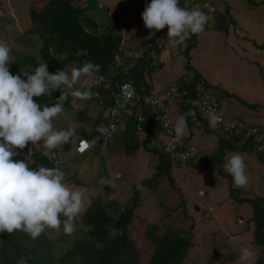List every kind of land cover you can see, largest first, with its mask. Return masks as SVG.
Instances as JSON below:
<instances>
[{
    "label": "rangeland",
    "instance_id": "obj_1",
    "mask_svg": "<svg viewBox=\"0 0 264 264\" xmlns=\"http://www.w3.org/2000/svg\"><path fill=\"white\" fill-rule=\"evenodd\" d=\"M1 1L0 40L6 41L11 48L9 71H13L15 75H21L22 79L26 80L21 70H29L30 74H34L31 73V69L37 66L28 63L12 69L15 67L14 61L33 57L38 63H42L39 55L41 39L36 34L25 33V29L31 26V21L28 16H25L31 0ZM93 1V4L88 8L85 4L87 0H73V4L81 7L84 15H87L99 26L111 25V16L107 14L108 11L120 14L130 26L132 19H142L141 13L147 4L144 0ZM227 1L231 3V0ZM100 4L104 7L103 9H99ZM233 7L234 10L230 11L231 17L235 18L238 24L234 26V29L229 27L227 36L220 40L215 39L217 45L214 47L198 42L205 36L207 29L196 34V50H193V46L186 49V41L181 45L173 46L167 33L161 34L167 44L163 45L162 42L158 44L163 45L162 52L168 56L169 61L160 69L161 63L165 62L161 58L162 52L160 56H155L154 61L157 66L151 71V76L153 85L155 88L158 87L156 91L161 92L176 78L187 73L186 62H189L193 67H199L202 72L210 71L213 68L220 77H234L236 73L244 77V70H246L251 77L248 86H242L238 80L233 81L248 93L256 92L255 89H261L260 84L264 82V0H233ZM16 10L22 14L16 15ZM165 29L155 32L156 36L151 35L149 30L150 40H155ZM157 40L159 41V39ZM130 41H132L131 38ZM139 47L142 45L139 44ZM222 81L226 85L224 79ZM210 86L212 93L213 89L216 92L224 90L220 84H211ZM76 88H79L78 83L74 85L73 89L66 91V95L71 97L70 104L60 102L63 111L53 121L57 130L69 127L75 130L82 123L79 116L83 113L79 111L83 107H81L83 101H73L72 92L77 90ZM235 92L237 93V91ZM243 96H247L249 99L255 98L245 92L237 93L229 98L223 95L229 104L228 112L235 113V109L241 108L240 105L245 103ZM235 101L238 102L237 105H235L237 103ZM86 103L85 113L88 114L86 109L90 108L93 115H96L100 107L97 101L90 100ZM167 110L173 120L177 119V115L178 117L181 115V110L173 104H168ZM253 113L252 111L250 115L253 122L256 121V118H260L261 120H257V122L264 123V114ZM243 116L248 118L249 115L243 114ZM248 120L250 119L248 118ZM158 138L159 140L154 139L153 144L160 147L166 138L163 134H158ZM75 139L74 137L72 140ZM188 140L198 145L205 154L212 155L217 151L218 142L213 132L195 131ZM141 141L139 140V146L130 154H126L123 146L116 140H112L102 149L93 151L92 148L83 155H77L74 150L65 154L67 160L60 166V170L65 174V184L73 190L83 192L81 213L91 202L101 204L103 197L118 201L119 209H123L124 204L131 201L135 185L153 176L157 153L143 147ZM237 153L245 159L248 184L245 187H237L239 190L233 193L230 189V184L233 186L232 176L229 174L232 180L230 182L228 176L221 173L219 169L220 166H223L224 170V164L229 157ZM221 162V164H215L212 161L211 165L203 166L191 164L170 166L169 172L160 173L152 186L145 184L143 189H140L138 200L140 203L136 212L140 214L141 222L156 223L157 227L171 223L176 225L174 226L175 232L180 235H184L189 225L194 224L190 233L192 245L187 248L184 264H257L255 256L260 252L252 242L254 226L251 217L253 209L248 202L239 200L236 193L248 198L259 196L264 200V161L257 156L254 150H226ZM101 178L109 180L110 184H101L99 182ZM199 191H202L203 194L198 195ZM196 206H212L213 211L210 217L205 218V210L198 209L196 211ZM80 214L76 218L78 221H81ZM59 231H63V226L54 229L52 235L49 236L55 238ZM88 231L89 228L86 225L83 226L85 235L88 234ZM83 233L78 235L82 236ZM54 241L60 242L59 238L53 239ZM66 245L64 242L62 243L63 247ZM245 247L251 251L252 256L248 261L241 262L240 253ZM54 248L59 251L61 249L57 244Z\"/></svg>",
    "mask_w": 264,
    "mask_h": 264
},
{
    "label": "trees",
    "instance_id": "obj_2",
    "mask_svg": "<svg viewBox=\"0 0 264 264\" xmlns=\"http://www.w3.org/2000/svg\"><path fill=\"white\" fill-rule=\"evenodd\" d=\"M93 2V0H89L86 7H90ZM145 2L150 3V0H145ZM0 8L2 10L1 0ZM110 18L111 25L99 26L87 15H84L81 7L73 4V0H36L34 4L30 5L29 19L31 26L25 29V33L36 34L41 39L39 47L40 60L42 63H47V70L50 74H54L57 70H63L65 66L81 67L85 61H91L93 64L100 65V70L97 73L112 75L107 85L98 89L99 98L79 100L73 97V101H83L81 105L83 107L79 111L83 114L79 116L82 123L79 128L75 129L74 135L68 143L47 154H45L42 144L33 145L32 153H29L26 146L23 150H17L19 155L15 159L25 160L31 168H38L39 166L59 167L52 165L50 154L65 155L69 153L73 149L75 140L94 137L101 131L102 126L107 123V110L119 91V83L127 79L122 70L115 69L113 61V55L119 44L117 32L123 24V18L120 14H115ZM195 36L196 34H193L186 40V49L194 45ZM147 42L151 44L150 47L145 49L137 60L135 65L137 69L131 71V79L136 90L146 93L151 91L146 83L145 76L157 66L154 59L162 49V45H159L160 41L157 39ZM131 43L135 44L133 41ZM137 43L132 47L130 46V48L144 49L143 46L140 48ZM28 63L35 66L40 64L36 59L30 57L14 61L15 67H12V69ZM185 66L188 72L178 77L174 83L190 91H193L196 84L201 81L207 87H210L201 78L202 76L190 67L188 62ZM10 73L13 74V71H10ZM76 89L80 90L79 88ZM213 91L214 96L222 101L227 119L246 118L228 112V109H230L229 104L223 98V95L229 97L227 93L216 92L214 89ZM60 95L61 92L57 90L52 92L50 97H34V100L40 103L41 106L45 104L51 106V104L62 101L70 104L71 97L69 95H66L65 99L58 100ZM90 100H95L100 105L95 117H90L85 113L86 101ZM248 106L254 107V105ZM180 108L185 113L188 110V115L191 113V110L185 106ZM137 109L148 115L149 107L145 104H141ZM149 117L148 125L143 127L141 131H137L135 117L125 115L120 127L111 140L106 143L116 140L123 146L124 152L130 154L139 146V140H142L143 147L157 153V163L153 176L135 185L131 201L128 204L125 203L123 209H119L118 201L106 199L108 197H103L101 204L91 202L80 214L81 221L75 219L73 234L67 235L63 231L58 232L55 238H59V243L58 241L53 242L55 238L49 236L52 235L54 229H46L35 240L22 231H15L12 234L5 232L2 234V245L0 246V264H18L21 258L26 260V264H184L187 248L192 245L190 233L194 228V224H190L184 235H180L175 232L176 228L174 226L176 225L162 222L164 226L157 227L156 223L141 222L140 214L136 212V208L140 203L138 201L141 193L140 189H143L145 184L152 186L156 177L164 171L169 172L171 166L162 149L163 141L160 147L153 144L154 139L159 140L158 134H163L162 127L157 121H153L150 115ZM246 119L248 120V118ZM87 123H90L91 128H85ZM253 123L264 125L261 122ZM189 125L190 131L192 126ZM206 126L204 132L215 133L218 142L217 151L210 156V162L221 164L222 156L226 150H254L255 152V146L251 142L252 135L244 141L241 135L223 136L210 126ZM74 137L76 139L73 141ZM185 140H188V138H185ZM92 148L93 151L98 150L100 142ZM255 153L264 161V155ZM219 170L228 176L230 182L232 181L230 175L222 169V166ZM230 189L233 193L239 190V188L233 187L232 184H230ZM236 194L239 200L248 202L253 209L251 217L254 226L252 242L259 248L260 252L256 254L255 260L257 264H264V200L259 196L248 198L239 196V193ZM109 201L110 203H108ZM200 211H203L202 208H200ZM185 216L187 215L185 214ZM204 216L205 218L210 217V215ZM145 218L147 219V217ZM63 219L64 217H61V220ZM85 225L89 228L87 235L83 233V226ZM79 233H83V235L80 236ZM63 242L67 244L65 247L62 246ZM55 244L60 245V251L54 248Z\"/></svg>",
    "mask_w": 264,
    "mask_h": 264
},
{
    "label": "clouds",
    "instance_id": "obj_3",
    "mask_svg": "<svg viewBox=\"0 0 264 264\" xmlns=\"http://www.w3.org/2000/svg\"><path fill=\"white\" fill-rule=\"evenodd\" d=\"M141 16L144 27L150 30L151 35L167 27V36L173 46L183 44L191 35L210 27L205 28L210 19L205 12L194 7H181L180 0H150ZM10 53L8 43L0 40V233L22 231L35 240L46 229H59L62 225L63 232L71 235L75 231V219L83 208L84 195L82 191L73 190L64 183L65 174L59 167L66 162V156L63 155L65 160L59 167L53 168H31L25 160H17L15 157L19 155L17 150L25 149L29 142L32 145L42 144L47 154L70 141L75 130L71 127L57 130L53 124L63 111L62 104L58 102L51 106H41L34 97H50L52 92L59 90L61 95L58 100L65 99L67 90L73 89L81 77H90L98 72L100 65L85 61L81 67L69 69L65 66L63 70L50 74L47 63H40L31 69L34 74H30L29 70H21L25 80L19 74L10 73ZM72 95L79 100L91 98L87 90H75ZM220 122L221 116L210 110V127L215 128ZM186 129L187 118L181 115L172 129L175 140L182 139ZM78 140L72 149L77 155H83L97 144L84 153H78L75 149ZM101 145L107 144L100 142ZM28 151L32 153L31 148ZM210 156L204 153L194 166L200 165L206 158L211 164ZM224 170L232 176L234 187H245L248 184L242 155L237 153L230 156L224 164ZM99 182L110 184L104 178ZM202 194V191L198 192V195ZM200 208L205 210L206 216L213 211L212 206H197V211ZM61 217L64 219L61 220ZM251 256V251L245 247L241 250L240 261H248ZM18 264H26V260L21 258Z\"/></svg>",
    "mask_w": 264,
    "mask_h": 264
},
{
    "label": "built area",
    "instance_id": "obj_4",
    "mask_svg": "<svg viewBox=\"0 0 264 264\" xmlns=\"http://www.w3.org/2000/svg\"><path fill=\"white\" fill-rule=\"evenodd\" d=\"M180 6L194 7L205 12L210 17L205 28L210 26L212 13L217 7L212 0H180ZM98 7L99 9L104 8L101 4ZM107 14L113 16L117 13L108 11ZM117 33L119 35V44L113 55L114 66L115 69L122 70L126 74L127 79L119 83V91L116 97L113 98L112 105L107 110V123L102 126L101 131L94 137L90 139L81 138L77 141L75 149L78 153L86 152L98 142L107 143L110 141L122 124L125 115L135 117L137 131H141L143 127L148 125L150 115L151 119L157 121L162 127L163 135L166 138L163 141L162 149L170 165L198 164L204 155V151L186 141L185 136L179 141L174 138L175 133L172 129L175 120L169 116L166 107L168 103H172L180 110L182 106L191 110L189 115L188 110L186 113L181 110L187 118L186 133L189 130V124L193 128L204 132L205 126H210L209 111L214 110L215 114L221 116V122L215 128L211 127L213 130H216L223 136L241 135L244 141L252 135L251 142L255 146V152L264 155V125L253 123L246 118L240 119V117L239 119H227L222 101L215 97L214 91L212 93V89L207 87L202 81L196 84L193 91L180 87L174 82L165 87L161 92L146 93L137 91L131 79V71L137 69L135 67L137 60L151 44L145 42L142 44V48L144 49H131L129 45L130 36L125 25L122 24ZM110 76L96 72L90 77H82L78 82L79 89L81 91H90L91 98L93 99L99 98L100 93L98 89L101 86L107 85ZM141 104L149 107L148 115L143 114L137 109ZM27 147L28 150L29 148L32 149V144L29 142ZM50 158L53 166H58L65 160V156L57 153L50 154ZM2 234L0 233V246L2 245Z\"/></svg>",
    "mask_w": 264,
    "mask_h": 264
},
{
    "label": "crops",
    "instance_id": "obj_5",
    "mask_svg": "<svg viewBox=\"0 0 264 264\" xmlns=\"http://www.w3.org/2000/svg\"><path fill=\"white\" fill-rule=\"evenodd\" d=\"M35 2H36V0L29 1L28 7H27V11H26V14H25V16H28V18H29L30 5L34 4ZM212 2L217 7H216V10L212 13L211 25H210L209 28H207V31H206L207 33L205 34V36L202 37L200 40H198V42L206 43L207 46L214 47L215 45H217L215 39L220 40L223 37L227 36L228 33H229V27H232V29H234V26H236L238 24V22H237V20L235 18L231 17V13H230L231 10H234L233 0L230 1L231 3H229L227 0H212ZM85 4L86 5L88 4V0H87V3H85ZM15 14L18 15V14H22V13H20V12H18V10H16ZM123 24L127 28V32L129 33V36L131 35L130 38H131V40L133 42H137V41L139 42L140 41L139 43L143 44V43H145L147 41H150V38H149L150 34L148 35V31L149 30L144 27V23H143V20L141 18L132 19V21L130 23V26H128L126 20L123 19ZM164 33H167V27H166V29L164 31L160 32V34H159L160 36L157 37L156 39H159L160 43L162 42L163 45L164 44L166 45L167 43H165V40H164L163 36H161V34L163 35ZM154 35L156 36V34H154ZM129 41H130V39H129ZM139 43H138V45H139ZM196 43H197V39H196V36H195V43L193 45V47H194L193 50H196L195 49L196 45H197ZM129 45L132 47L135 44L131 43V41H130ZM163 45H162V47H163ZM162 49L159 52V56H160V53L162 52ZM167 57L168 56L165 55L164 52H162V57L161 58H163L165 62L161 65L160 69L163 68L164 65L169 61V59ZM190 67L195 69L196 72L199 73V75L202 76L201 78H203V80L205 81V83L207 85L210 86L211 84H214V85L220 84L221 87L224 89V90L221 89V91L227 93L229 97H232L235 94L237 95V93L241 94V93H244V92L246 94H248V95H251V96L255 97V98H250L249 99L247 96H243L245 103H242L240 105L241 106L240 109L239 108L235 109V114H237L238 116L239 115L243 116V114H247V115H249L248 118L251 120V116L250 115H251L252 111L255 114H257V115L258 114H261V115L264 114V82H262V84H260V86H261L260 90L255 89L256 92H251L250 91V93H248L242 87V86H248L247 84H249V79L251 78L246 70H244V77H242V75L237 74V73L234 75V77H220L219 74L213 68L210 71L202 72V71H200L199 67H193L191 65H190ZM186 72H188L187 68H186ZM151 75H152V72L150 71V73H148L145 76V80H146V83L148 84V87L150 88V91L154 92V91H156V88H158V87L155 88V86L153 85V83H152L153 79H152ZM222 79H224V81L226 82V85L224 84ZM233 80H238L241 83L242 86L237 85ZM235 91H237V93ZM254 99H257V100H254ZM235 102H237V101H235ZM237 104H238V102L235 103V105H237ZM248 105H256V107H249ZM86 111H88V114H87L88 116L95 117V115H93V113L90 111V108L86 109ZM167 112H168V110H167ZM181 115H184V114L181 112ZM181 115H179V116H181ZM177 118H178V115H177ZM257 120H261V119L260 118H256L255 122H257ZM85 128H87V129L91 128L90 123H87L85 125ZM195 131H199V130L192 127V129L189 131V133L187 132L186 135H184L185 136L184 138H186V139L187 138H191L192 134ZM199 132H201V131H199ZM106 146L107 145H101V147L99 149H102V148H104ZM200 165L203 166V165H211V164L209 163L208 159L206 158V159H204L202 161V163Z\"/></svg>",
    "mask_w": 264,
    "mask_h": 264
},
{
    "label": "water",
    "instance_id": "obj_6",
    "mask_svg": "<svg viewBox=\"0 0 264 264\" xmlns=\"http://www.w3.org/2000/svg\"><path fill=\"white\" fill-rule=\"evenodd\" d=\"M195 209L197 210V206L195 207Z\"/></svg>",
    "mask_w": 264,
    "mask_h": 264
}]
</instances>
